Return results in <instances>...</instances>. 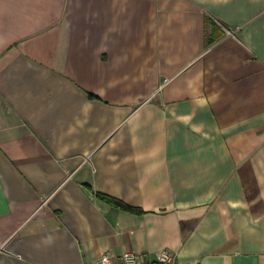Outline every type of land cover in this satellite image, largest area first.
Instances as JSON below:
<instances>
[{
  "label": "crops",
  "instance_id": "0c3cea01",
  "mask_svg": "<svg viewBox=\"0 0 264 264\" xmlns=\"http://www.w3.org/2000/svg\"><path fill=\"white\" fill-rule=\"evenodd\" d=\"M162 249L264 264V0H0V264Z\"/></svg>",
  "mask_w": 264,
  "mask_h": 264
},
{
  "label": "built area",
  "instance_id": "2783aa9c",
  "mask_svg": "<svg viewBox=\"0 0 264 264\" xmlns=\"http://www.w3.org/2000/svg\"><path fill=\"white\" fill-rule=\"evenodd\" d=\"M177 251L162 249L156 253L155 258L147 259L131 250H126L119 257L111 252L104 254L98 264H179Z\"/></svg>",
  "mask_w": 264,
  "mask_h": 264
},
{
  "label": "trees",
  "instance_id": "16d2710c",
  "mask_svg": "<svg viewBox=\"0 0 264 264\" xmlns=\"http://www.w3.org/2000/svg\"><path fill=\"white\" fill-rule=\"evenodd\" d=\"M98 197L103 200L106 201L107 203L121 209L124 210L126 212H132V213H142L143 211L140 208L134 207L128 203H126L125 201L116 198L114 196H110L107 194H102V193H98L97 194Z\"/></svg>",
  "mask_w": 264,
  "mask_h": 264
}]
</instances>
